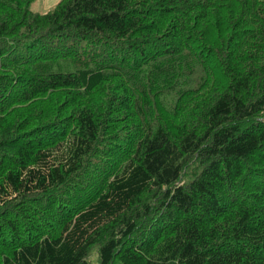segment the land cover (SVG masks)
<instances>
[{"label": "trees", "instance_id": "obj_1", "mask_svg": "<svg viewBox=\"0 0 264 264\" xmlns=\"http://www.w3.org/2000/svg\"><path fill=\"white\" fill-rule=\"evenodd\" d=\"M34 2L0 0V264H264V0Z\"/></svg>", "mask_w": 264, "mask_h": 264}, {"label": "rangeland", "instance_id": "obj_2", "mask_svg": "<svg viewBox=\"0 0 264 264\" xmlns=\"http://www.w3.org/2000/svg\"><path fill=\"white\" fill-rule=\"evenodd\" d=\"M60 1L61 0H35V2L31 6V11L40 14L47 13L53 10ZM89 263L100 264L96 248L93 249L90 255Z\"/></svg>", "mask_w": 264, "mask_h": 264}, {"label": "bare ground", "instance_id": "obj_3", "mask_svg": "<svg viewBox=\"0 0 264 264\" xmlns=\"http://www.w3.org/2000/svg\"><path fill=\"white\" fill-rule=\"evenodd\" d=\"M199 125V124H198ZM93 179V178H92Z\"/></svg>", "mask_w": 264, "mask_h": 264}]
</instances>
